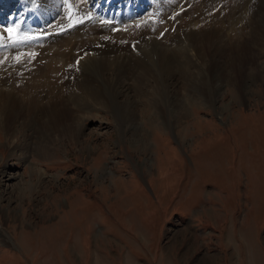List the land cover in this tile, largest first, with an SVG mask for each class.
I'll list each match as a JSON object with an SVG mask.
<instances>
[{"label":"rangeland","instance_id":"rangeland-1","mask_svg":"<svg viewBox=\"0 0 264 264\" xmlns=\"http://www.w3.org/2000/svg\"><path fill=\"white\" fill-rule=\"evenodd\" d=\"M188 1L176 3L181 11L175 14L186 10L173 20L177 26L195 8H242L233 0ZM133 2L114 6L128 14ZM255 5L253 13L264 9L263 1ZM148 13L143 8L134 22ZM145 19L154 24L155 18ZM116 21L97 26L112 33L126 27ZM8 29L0 23V53L9 49ZM48 30L29 44L61 35L58 27ZM231 55L222 65L224 73H235L233 81L215 102L181 80L176 89L182 95L174 102L183 110L173 111V94L163 102L156 84L146 82L133 101L138 129L124 124L125 99L116 93L117 107L90 113L81 108L76 123L86 126L80 139L60 138L64 125L51 130L46 154L26 147L25 119H16L10 102H3L12 85L26 104L33 103L22 86L35 68L13 59L0 68V108L6 111L0 130V264H264V54L247 49ZM244 57L257 59L251 78L238 69ZM210 65L213 81L222 67L213 75ZM41 99L47 102V93ZM66 99L72 103V96Z\"/></svg>","mask_w":264,"mask_h":264},{"label":"bare ground","instance_id":"bare-ground-1","mask_svg":"<svg viewBox=\"0 0 264 264\" xmlns=\"http://www.w3.org/2000/svg\"><path fill=\"white\" fill-rule=\"evenodd\" d=\"M117 1L119 0H87L83 4L81 0H68V3L65 0H0V23L14 30L8 33L9 36L17 39L27 37L16 45L9 42V49L0 53V68H7L12 59L22 60L24 65L30 64L27 66L35 68V72L28 75V81L22 86L28 91L27 100H32L33 103L27 102V105L26 100L18 96L21 89L12 85L7 89L6 100L3 102L5 106L10 102L9 111L15 112L13 115L16 119L19 116L22 117L20 119H25V144L31 150L34 148L35 153H47L49 144L53 143V129L65 126L67 129L60 133V138L72 136L80 139L86 126L76 123L81 108L85 107L86 112L90 113L97 108L106 110L111 106L117 107V99L113 100L116 93L121 100L125 99L120 108L124 124L133 130L138 129V124L134 123L138 104L133 101L138 99L139 88L142 89L146 82L153 81L156 84L155 91L163 102L168 95L173 94L170 98L173 111L183 110L182 106L174 102V99L179 100L182 95L176 89L177 81L181 80L189 82L186 83L190 91L195 89L201 92V97L209 92V99L215 102L224 84L233 81L232 74L235 73L232 70L225 71L228 74L224 73L222 65L232 58V53L239 55L248 49L250 53L253 51L255 54L260 50L264 54V9L253 13L257 8L255 4L264 0H233L240 1L242 6L236 13L227 12L231 5L226 7L227 4L220 6L219 3L214 4L215 9L209 8V11H206L207 7L202 11L199 8L190 9L178 26L173 20L179 19L181 13L186 11L183 9L181 13L175 14L181 11V7L176 5L179 0H134L130 9L128 8V14L117 11L118 8L114 6ZM143 8L150 11L147 19L155 18L154 24H150L146 17L142 23L134 22V17L143 13ZM174 8V14L169 13ZM211 12L213 13L209 16ZM81 14L83 16L76 18ZM107 19H116L117 26L126 27L112 33L113 30L97 26ZM50 27L60 28V37L29 44L30 41L36 42L39 39L36 35ZM44 37L47 38L48 35L45 34ZM104 42L109 44L101 48L100 45ZM127 44H131L129 53L126 50ZM93 47L96 49L93 50ZM22 48L24 50L19 51ZM4 54L8 55V60L4 59ZM244 58L238 69L245 70L251 78L256 67L254 60L257 59L255 57L247 61ZM139 60L140 66H136L135 61ZM208 62L211 63L210 68H214L213 75L218 66L222 67L221 74H218L219 71L215 73L213 81L206 68ZM3 83L0 82V92ZM126 86H131L132 89L127 91ZM45 93L47 102L46 99H41ZM69 96L73 98L72 103H68ZM11 98L12 101H9ZM160 103L161 101L159 105ZM5 113L0 108V130L3 128ZM44 146L43 150H38ZM13 180L14 175H9V183ZM13 185L15 183L11 184Z\"/></svg>","mask_w":264,"mask_h":264},{"label":"snow or ice","instance_id":"snow-or-ice-1","mask_svg":"<svg viewBox=\"0 0 264 264\" xmlns=\"http://www.w3.org/2000/svg\"><path fill=\"white\" fill-rule=\"evenodd\" d=\"M65 3H68V0H65ZM69 8L71 9V5H69ZM18 27V26H17ZM9 33H12L14 30L13 29H8L7 30ZM9 39L12 41V43H20L22 42L24 39H27V37H23V38H14L13 36H10Z\"/></svg>","mask_w":264,"mask_h":264}]
</instances>
